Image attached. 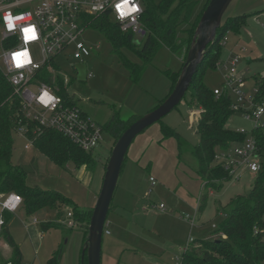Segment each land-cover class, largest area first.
Masks as SVG:
<instances>
[{
  "label": "rangeland",
  "instance_id": "rangeland-1",
  "mask_svg": "<svg viewBox=\"0 0 264 264\" xmlns=\"http://www.w3.org/2000/svg\"><path fill=\"white\" fill-rule=\"evenodd\" d=\"M205 3L206 0H195L190 8L181 12L178 37L188 36L186 30L202 12ZM263 11L264 0H233L230 3L223 24L233 17H244V24L225 34L218 60L222 67L207 66L205 69L204 81L211 89L228 88L224 66L232 56H238L236 79L242 82L237 85L249 100L255 95L258 81L264 79ZM110 18L114 24V18ZM144 35L136 34L130 45L120 44L110 30L94 27L85 30L81 39L94 50L85 59L89 75L84 80L78 77L75 67L78 60L71 56L59 58L60 76L66 81L68 93L97 124L105 126L115 113L123 120H129L131 114L140 117L148 113L151 110L144 106L148 95L162 85L160 78L171 89L173 79L169 73L182 69L181 55L162 44L149 57L140 79L134 80L127 62L145 64L140 52L144 47ZM35 52L41 55L40 50ZM192 90L189 89L170 113L139 133L131 143L106 221L102 264H109L108 254L121 259V264H179L182 248L188 242L224 238L219 229L232 211V199L246 195L254 186L259 173L245 165L238 167V175L219 189L206 185L205 177L199 172V160L191 151L200 142L197 124L201 111L193 100ZM230 90L235 101L237 96ZM248 105L246 102L245 106ZM228 125L235 130H247L248 139L254 127L264 125V116L256 121L238 110L231 115ZM165 126L178 134H166ZM15 138L12 160L27 172L30 186L63 193L86 212L94 209L101 191L99 184L104 181L115 144L109 131L104 130L103 140L94 151L96 163L91 167L78 166L73 161L60 164L24 135L18 133ZM28 144L30 146L26 147ZM238 145L242 143L235 142L232 147ZM204 195H207L206 204L200 213L198 207ZM24 204L23 199L21 207L10 213L8 219L9 230L22 251V264H48L55 255L59 264H83L87 237L85 222L76 221L77 226H68L70 207H64L61 213L52 207L28 212ZM161 204L165 205V211L158 209ZM47 221L60 226L44 228L43 223ZM0 250L6 257L12 254V247L4 238L0 240Z\"/></svg>",
  "mask_w": 264,
  "mask_h": 264
},
{
  "label": "trees",
  "instance_id": "trees-1",
  "mask_svg": "<svg viewBox=\"0 0 264 264\" xmlns=\"http://www.w3.org/2000/svg\"><path fill=\"white\" fill-rule=\"evenodd\" d=\"M194 2L195 0H161L159 4H156L154 0H143L144 13L141 23L145 35L142 40L144 47L140 52L144 56L145 64L137 65L127 62V67L134 80L140 79L149 57H152L153 51L162 44L183 56L185 62L200 18L210 0H206L204 9L186 30L188 36L180 38L177 36V29L181 23V12L185 8H190ZM110 16L109 13L88 16L86 21L90 27L110 30L120 44H133L136 34L132 31H123L116 21L112 24ZM243 21L244 17H233L225 24L222 22L218 30V38L199 66L190 87L193 89V100L201 109L197 124L200 142L193 146L191 151L199 160V172L205 177L206 185L217 189L234 177L230 169L215 163L217 151L228 149L235 142L245 141L247 134L229 127V119L237 111L232 107L231 96L226 91L219 96L216 95L204 81V72L207 66L216 67L221 58L222 40L225 34L229 30H238L244 24ZM180 73L181 70L169 73L174 86ZM44 74L45 80L51 84L50 75ZM256 89L255 100L264 102V79L258 81ZM56 91L68 99V91L63 86ZM138 118L139 116L132 115L129 120H123L119 114L115 113L103 129L113 135L116 143L122 133ZM21 125H25L28 135L34 137L33 144L54 161L60 164L73 161L78 166L87 165L88 167L96 163L94 151H86L58 130L40 126L26 118L20 96L15 93L13 85L0 67V193L20 194L26 203L24 205L28 212L42 207H52L59 209L61 213L64 207H70L75 220L85 222L83 225L88 233L87 229L93 210L86 212L79 209L70 197L58 191L30 186L27 183V172L13 163L15 136ZM165 127H167L166 134H178L169 126ZM251 134L255 137L260 153L264 157V127H254ZM206 199L207 195H204L198 212H203ZM231 202L232 211L219 229L224 238L219 240L194 239L188 242L182 248L179 264H264V171L259 172L249 193L238 195ZM9 217L10 212H7V222L1 235L12 247V254L6 257L0 250V264H22L21 248L8 227ZM53 226L60 225L53 221L43 223L44 228ZM48 264H59L58 256H53ZM83 264H88L87 255H85Z\"/></svg>",
  "mask_w": 264,
  "mask_h": 264
},
{
  "label": "built area",
  "instance_id": "built-area-1",
  "mask_svg": "<svg viewBox=\"0 0 264 264\" xmlns=\"http://www.w3.org/2000/svg\"><path fill=\"white\" fill-rule=\"evenodd\" d=\"M119 2L121 0H0V67L13 85L15 93L20 96L25 117L40 126L58 130L86 151H95L101 144L104 129L89 117L73 96L68 93L66 99L57 93L56 90H60L62 86L67 91L66 81L60 76L62 70L58 60L62 56H71L78 60V64H82L92 54L93 46L81 39L85 30L90 28L86 21L88 16L109 13L123 31L145 33L141 23L143 0H135L139 6L138 12L131 13L124 19H118L119 11L115 5ZM9 13L15 23L12 30L7 28L5 20ZM25 28L35 29L36 37L28 40ZM36 50H40V56ZM19 51L28 52L27 64H15V53ZM238 62V56L227 60L224 70L228 88L215 89L214 92L219 96L226 91L231 96L232 89L237 96L235 101L232 100V107L237 111L243 110L248 119L260 121L264 116V102L256 101L255 95L249 100L239 89L237 84L242 79H236ZM216 67H222V63L217 62ZM44 73L50 75L51 84L43 77ZM246 102H249L247 107ZM237 131L248 134L245 129ZM17 132L27 137L30 143L34 142V137L28 135L25 125H21ZM241 143L242 145L228 149H219L215 163L230 169L234 176L238 175V167L241 165L252 172L264 171V157L255 137L250 133L248 139ZM29 146L28 144L26 147ZM151 180L154 184V178ZM22 203L23 197L16 192L0 193V240L7 222L6 213H15ZM157 207L166 210L164 204ZM68 217V226L78 225L72 212L68 213Z\"/></svg>",
  "mask_w": 264,
  "mask_h": 264
},
{
  "label": "water",
  "instance_id": "water-1",
  "mask_svg": "<svg viewBox=\"0 0 264 264\" xmlns=\"http://www.w3.org/2000/svg\"><path fill=\"white\" fill-rule=\"evenodd\" d=\"M232 1L210 0L200 18L187 58L173 90L156 108L134 121L115 143L88 225L83 248V262L87 255L88 264H102V244L106 221L129 147L139 133L170 113L185 98L199 66L218 38V30L222 26L225 12ZM76 68L80 79L84 80L88 77L87 64H76Z\"/></svg>",
  "mask_w": 264,
  "mask_h": 264
},
{
  "label": "clouds",
  "instance_id": "clouds-1",
  "mask_svg": "<svg viewBox=\"0 0 264 264\" xmlns=\"http://www.w3.org/2000/svg\"><path fill=\"white\" fill-rule=\"evenodd\" d=\"M115 7L119 11L118 19H124L131 13L138 12L139 6L135 3V0H121V2L117 3ZM17 19H20V17H17ZM7 28L9 30H12L15 27L14 20L11 16V14H7L5 16ZM25 35L28 40H32L36 37L35 29L33 28H25L24 29ZM29 54L27 51H19L15 53V64L16 65H25L29 62Z\"/></svg>",
  "mask_w": 264,
  "mask_h": 264
},
{
  "label": "crops",
  "instance_id": "crops-1",
  "mask_svg": "<svg viewBox=\"0 0 264 264\" xmlns=\"http://www.w3.org/2000/svg\"><path fill=\"white\" fill-rule=\"evenodd\" d=\"M220 56H221V54H220ZM181 59L183 60V64H184L183 56H181ZM160 81H161L162 85L159 86V89H157V91H154L153 93H151V96L148 95L147 104L144 106V108H147V110H153L154 108H156L171 93V91L174 88V83L172 84L171 89H170L169 84L166 83V81H163V78H160ZM131 115L137 116L136 114H131ZM199 118H200V111L198 112V120H199ZM104 177H105V175H104ZM102 185H103V182H101L99 184V187L102 188ZM99 190H101V189H99ZM108 258H109V260H108L109 264H121V259L118 260V258L116 256L113 257L112 255L108 254L107 259Z\"/></svg>",
  "mask_w": 264,
  "mask_h": 264
}]
</instances>
